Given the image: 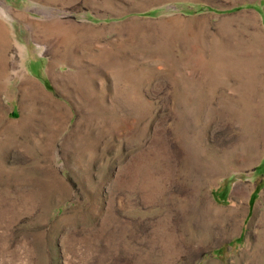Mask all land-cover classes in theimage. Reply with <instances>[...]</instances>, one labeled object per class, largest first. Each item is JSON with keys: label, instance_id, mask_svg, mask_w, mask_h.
Here are the masks:
<instances>
[{"label": "rangeland", "instance_id": "rangeland-1", "mask_svg": "<svg viewBox=\"0 0 264 264\" xmlns=\"http://www.w3.org/2000/svg\"><path fill=\"white\" fill-rule=\"evenodd\" d=\"M0 264H264V0H0Z\"/></svg>", "mask_w": 264, "mask_h": 264}]
</instances>
